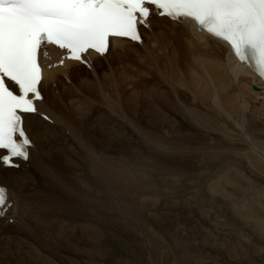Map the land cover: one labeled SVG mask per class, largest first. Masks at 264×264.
<instances>
[{
  "label": "bare ground",
  "instance_id": "bare-ground-1",
  "mask_svg": "<svg viewBox=\"0 0 264 264\" xmlns=\"http://www.w3.org/2000/svg\"><path fill=\"white\" fill-rule=\"evenodd\" d=\"M148 26L143 47L116 40L107 57L90 55L87 63L65 59L61 66L65 53L53 48L42 56L48 69L41 105L54 124L28 115L31 159L18 169L0 166V183L14 201L9 217L0 220V264H102L103 258L124 264L117 262L123 255L113 252L117 240L112 248L106 237L120 233L121 220H134L147 232L158 202L177 181L181 194L206 186L217 196H210L212 206L232 187L235 198L227 195L241 220L264 231V83L227 43L198 32L192 22L153 14ZM139 47L157 56H143L134 49ZM110 56L111 65H103ZM166 229L157 225L156 237ZM241 233L230 239L232 250L238 249L234 257L263 264L244 242L261 239ZM201 239L190 246L200 256Z\"/></svg>",
  "mask_w": 264,
  "mask_h": 264
},
{
  "label": "snow or ice",
  "instance_id": "snow-or-ice-1",
  "mask_svg": "<svg viewBox=\"0 0 264 264\" xmlns=\"http://www.w3.org/2000/svg\"><path fill=\"white\" fill-rule=\"evenodd\" d=\"M149 5L173 21L192 20L264 79V0H0V166L28 158L32 140L22 114L38 113L35 102L43 99L45 47L65 50L62 66L65 59L87 63L89 49L103 55L110 37L140 42ZM7 202L0 186V216Z\"/></svg>",
  "mask_w": 264,
  "mask_h": 264
},
{
  "label": "rangeland",
  "instance_id": "rangeland-1",
  "mask_svg": "<svg viewBox=\"0 0 264 264\" xmlns=\"http://www.w3.org/2000/svg\"><path fill=\"white\" fill-rule=\"evenodd\" d=\"M146 32H148V31H146ZM134 49H136L143 56H145L144 54H146V56H151V57L157 56V54H153L151 52L148 55V51L147 50L144 51L140 47L139 48H134ZM110 53H111V50L109 49V54ZM114 59H115V56H110L108 59H102L101 61H103L104 62L103 65L106 66V65H111V63L114 61ZM106 69L110 70L108 67H106ZM111 82H112V79H111ZM51 91L54 92L52 89H49V92H51ZM61 91H62V89H61ZM258 102L260 103V101H258ZM240 147H242V146H240ZM233 153H236V156L241 154V152H235V151ZM188 174L190 176H188ZM188 174L187 173H182L181 176L182 177L183 176L186 177V175H187V177L193 178L192 177V175H193V176H195L194 177V179H195L196 175H197V174L195 175V174H192V173H188ZM164 180L165 179L163 178V184H165V182H166V180L165 181ZM172 180L173 181L177 180V178H173ZM174 183L177 184V185L174 186V189H172V190L170 189V190L166 191V192H168L167 195H166L167 199L165 200V198H166V196H165L164 200L158 202L159 204L157 205L156 208L152 207L153 210L155 208V210H154L155 213H156V211L157 212L160 211V212H158V214H162V216H158L156 219L154 217L155 213L153 214V216H150V222L152 224L150 223V226L147 227V228H149L147 232H142L141 229L139 227H137V226L134 227V225H133V223L135 222L134 220H121L120 223H118V225H119L118 230H119V228L121 229L120 233L118 232L119 235L117 233L115 236L106 237V238L109 239L110 245L112 244L111 245L112 248L117 244L115 246V248L116 247L117 248L114 249V251H113L114 254H116V252H118L116 254L117 256H119V254L121 256L123 255V257L121 258L122 261L119 259L120 256L117 257L118 258L117 259L118 263L124 262V264H125V262H126V264H131V263L132 264H176V263L177 264H181L182 262H184V264H189L188 262H190V264H217L216 262H219L221 260L222 261H227L228 260L229 261V262L227 261L228 264H233V263L234 264H250L251 262L249 261L248 258H245V259L241 260L238 257H236V258L234 257V255H235L234 252L238 251L237 246H236V248L234 250H232V248H231V241L232 240H230V239H233L234 237H236L237 234H240L242 232L241 234L247 233L248 235H251V236H254V237L257 235L259 237L257 239L258 240L261 239V242L260 241L256 242V241H253V240L251 242H249L247 240L244 241V242H245V244L248 243L247 245L249 247V252L252 253L251 255H253L255 257L253 260L257 261L258 258L259 259L261 258L262 263L264 264V253H263L264 247L259 252L257 251L258 254L253 253L254 252V250H253L254 248L256 250H259L262 246H264V231L259 229V228H257V226H255L254 222L253 223H251V222L249 223V220H247L248 222H246L245 220H244L245 221L244 222L243 219L241 220L242 217L240 216V214H237V211L234 210L235 204L232 203L233 200H231V199H233L232 197H234L235 194H237L236 190L234 191V194H233V191H231V190H234V189L231 186H230L231 188L228 187L229 190L227 189V192L225 190L224 193L222 194L223 196H219L218 197V201L217 202H213V206L217 205L216 206L217 208H216V207L212 206L211 200L213 198L210 197L212 194H211V192H209V190H208V188H206V186H204L205 187L204 188L200 184L199 185H194V186H196L195 190H194L193 186H190V189L188 188L189 189L188 191L187 190L184 191L185 193L182 192V194H183L182 195L181 194V190H183L184 188L178 187V185H179L178 181L174 182ZM154 184H156V183H154ZM191 187H192V189H191ZM203 188H204L205 192H207V190H208V193H204L203 192L204 191ZM230 191L232 193V194L230 193L232 195V197H231V195L230 196L227 195V193H229ZM246 191L245 190H243V191L241 190L240 193L244 192V194H246L248 192V191L247 192ZM213 193H215V192H213ZM238 193H239V191H238ZM215 195L216 194H214L212 196L216 198L217 196H215ZM217 195H219V193H217ZM170 196H173V197H170ZM187 196H188L189 199L187 198ZM223 197H224V199H223ZM183 199H185V201H183ZM219 199H221V200H219ZM190 200H192V201H191L190 204H188V202ZM223 200H226L227 202L223 201ZM206 203H208V204L205 205ZM214 203H216V204H214ZM222 203H223L224 207L222 206ZM210 204H211V206H210ZM228 204L231 205L232 210H230L231 207H230V205L228 206ZM226 205L228 206L227 208H226ZM196 206H197V211L195 212L196 215H194V213L192 212V209L194 207H196ZM158 207H159V209H157ZM212 207L214 209L210 210V208H212ZM125 210H127V211H125L126 214L129 215L128 212H130V211L128 209H126V208H125ZM207 211H208V213H207ZM217 211H218V213H217ZM223 212H225V213H223ZM224 214H226V215H224ZM232 215H233V217H232ZM196 217H197V219H196ZM227 220H230L228 222H231L233 220L232 221L233 223H227ZM203 221H205V222H203ZM195 222H196V224H195ZM156 224L160 225L161 227H164L165 229L167 228L165 230L166 232L164 231V233H163L164 236L161 237V235H160L159 239H158L159 234L155 232L156 230H154L157 227ZM176 226L179 227V229L178 228L177 229L171 228V227H176ZM223 226H224V228H223ZM135 228L140 230L139 233H138V230H136ZM169 228H171V232H169L170 231ZM127 229H129V230H127ZM144 229L145 228L143 227V230ZM219 229L221 231L223 229H225L221 233L223 235V238H224L225 241L222 240L223 238L220 237L219 232H221V231ZM236 229H238L239 231H237ZM244 229H245V231H243ZM152 230H154V231L152 232ZM127 231L132 232V233H128ZM133 232L135 233V235H134ZM225 232H227V233H225ZM228 232H229V234H228ZM227 234H228V236H227ZM116 236H120L121 237V238L119 237V242H118V239L116 238ZM156 236H158V237H156ZM122 237H123V240L120 241V239H122ZM198 237L199 238L201 237L202 238L201 240H203V241L200 240L198 242L199 245L197 244V246H196L197 249H199L202 246L203 250L201 249V251H200L201 255L203 253L202 256H200L198 250L195 252V251L191 250V248H190V246L194 245L195 240L198 239ZM170 238H175V240L174 239L171 240ZM204 238H205V240H204ZM219 238L222 240L223 243H227L228 245L222 246L223 243H220L221 240ZM206 239H208V240H206ZM160 240H161V242H160ZM173 240H174V242H173ZM113 241H116L115 245H114ZM141 241H143V242H141ZM178 241H180V242H178ZM214 241H215V243H214ZM170 242H171V244H170ZM172 242L175 243V244H173ZM203 242H205V243L202 244ZM236 243H238L237 239H236ZM260 243H261V245H260ZM125 244H126V246H125ZM135 244H136V246H135ZM254 245H255V247H254ZM160 246H162L161 247L162 249L160 248ZM188 246H189V248H188ZM250 249L252 250V252H251ZM165 250H167V252ZM136 252H138V253H136ZM217 252L219 254H217ZM165 254H167V255H165ZM251 255H250V258H253V256H251ZM18 256H20V253H18ZM179 256H181V257H179ZM185 256H187V257L184 258ZM167 257H168V259H167ZM164 258H166V259H164ZM169 258H170V260L171 259L172 260L170 261ZM175 258H176V261H175ZM130 259H131V261H130ZM103 260H104V262H102V264H106L105 262L107 261V259L103 258L102 261ZM180 260H183V261L180 262ZM254 261H252V262H254ZM230 262H233V263H230ZM222 264H225V263L222 262Z\"/></svg>",
  "mask_w": 264,
  "mask_h": 264
},
{
  "label": "water",
  "instance_id": "water-1",
  "mask_svg": "<svg viewBox=\"0 0 264 264\" xmlns=\"http://www.w3.org/2000/svg\"><path fill=\"white\" fill-rule=\"evenodd\" d=\"M254 88H256V87H254Z\"/></svg>",
  "mask_w": 264,
  "mask_h": 264
}]
</instances>
